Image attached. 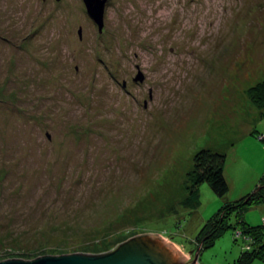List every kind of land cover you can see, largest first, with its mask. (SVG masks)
<instances>
[{
	"label": "rangeland",
	"instance_id": "obj_1",
	"mask_svg": "<svg viewBox=\"0 0 264 264\" xmlns=\"http://www.w3.org/2000/svg\"><path fill=\"white\" fill-rule=\"evenodd\" d=\"M262 81L264 0H107L102 31L83 0H0V260L151 233L184 262L234 264L240 210L202 245L264 176ZM202 148L225 153L229 189L187 200ZM241 215L260 224L264 200Z\"/></svg>",
	"mask_w": 264,
	"mask_h": 264
},
{
	"label": "trees",
	"instance_id": "obj_2",
	"mask_svg": "<svg viewBox=\"0 0 264 264\" xmlns=\"http://www.w3.org/2000/svg\"><path fill=\"white\" fill-rule=\"evenodd\" d=\"M247 93L256 106L264 107V81L251 85ZM193 159V166L187 171L186 188L189 191L187 200L198 198V185L203 181L208 182L217 194H225L229 189V183L225 174V153L213 151L209 148H202L195 152ZM261 200H264V176L262 177L261 184L258 185V188L254 192L246 194L239 200L225 204L219 210L220 212L218 211L219 215L222 214L220 218H218L217 212V214L215 213L211 216L209 221L207 220L206 225L209 224L211 229L209 228L210 230L205 237V239H208H206V242L204 241L202 247L207 244H213L225 229L234 226V222L228 220L229 215L232 210H240L236 221L241 223L242 228L236 234L243 235L246 244L235 259L234 264H249L257 258L264 262V217L260 224H251L241 215L243 207ZM217 219H220L221 223L217 227L215 236H213L214 226L210 222L215 224L218 221Z\"/></svg>",
	"mask_w": 264,
	"mask_h": 264
},
{
	"label": "water",
	"instance_id": "obj_3",
	"mask_svg": "<svg viewBox=\"0 0 264 264\" xmlns=\"http://www.w3.org/2000/svg\"><path fill=\"white\" fill-rule=\"evenodd\" d=\"M89 15L102 31L107 0H83ZM81 34V29L79 30ZM140 71L135 77L142 80ZM195 258L184 262L180 254L156 234L143 233L129 238L115 248L98 253L72 252L44 254L31 260L5 258L0 264H195Z\"/></svg>",
	"mask_w": 264,
	"mask_h": 264
},
{
	"label": "flooded vegetation",
	"instance_id": "obj_4",
	"mask_svg": "<svg viewBox=\"0 0 264 264\" xmlns=\"http://www.w3.org/2000/svg\"><path fill=\"white\" fill-rule=\"evenodd\" d=\"M57 1H60V0H57Z\"/></svg>",
	"mask_w": 264,
	"mask_h": 264
}]
</instances>
